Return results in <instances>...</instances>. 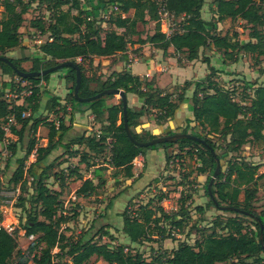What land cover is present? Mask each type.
I'll use <instances>...</instances> for the list:
<instances>
[{"label":"trees","instance_id":"1","mask_svg":"<svg viewBox=\"0 0 264 264\" xmlns=\"http://www.w3.org/2000/svg\"><path fill=\"white\" fill-rule=\"evenodd\" d=\"M33 1L37 4L46 3V9L50 12L49 17L30 20V27L34 32L39 31L44 36L37 47L38 53L31 57L32 65L29 70H24L18 64L20 60L29 59L28 57L21 59L8 57V59L22 71H39L70 61L73 64L63 68L66 69V81L70 80L71 85L68 87L70 91L66 95L64 105H61L55 95L47 97L45 106L48 110L54 108L57 124L54 120L33 117V113L40 106L42 96L39 84L42 80L47 81L51 73L21 77L11 65L0 61L2 75L19 77L14 85L10 80L2 83L0 87V140L4 135L2 126L10 114L15 115L16 125L12 126L11 130L18 134L19 141L22 140L25 132L31 131L24 154L17 159L10 181L19 184L21 189L31 190L29 195L31 209L21 223L19 220L17 228L23 229L26 235L35 236L25 252L17 248V240L13 235L0 228V264H28L30 260L35 264H49L57 254L69 256L71 264H87L93 255L97 259H103L107 264H217L231 259L239 264H248L244 259L250 257L253 258V263L264 264V209L256 215L251 204L256 192L257 180L263 174H258V165L228 155L241 150L244 144L251 141H264V84L253 87L249 102L242 104L234 98V89L218 83V70L209 64L206 57L203 61L207 63L208 72L202 79L193 82L186 80L170 91L155 86L153 79L140 78L128 70L112 71L106 77L98 75L90 78L81 64L83 60L92 61L94 57L110 56L124 51L128 44L145 41L162 49L163 53L172 46L179 63L182 58L189 61L198 58L201 49L210 44L222 51L224 62L226 59L234 61L239 54L246 55L251 53L249 49H256L259 52L258 59L262 63L264 62V0H214V6L209 7L213 14V19L210 21L204 20L201 16V8L205 0H167L168 9L181 17L182 26L181 31L170 37H165L161 32L155 7L150 0H99L103 11H109L106 19L91 13L88 0L84 5L82 0H14V6L7 9L0 18V56H5L1 52L20 45V28L25 21L24 14ZM113 6H116V9ZM227 18L241 19L245 22L248 29L246 41L240 40L236 33L226 32L222 35L216 31V22ZM150 21L155 22L154 31L142 38L143 33L138 28V24L146 25ZM102 23L108 27H103ZM134 36L136 39L132 38ZM75 66L81 72L79 97H90L102 90L117 88L125 93H132L142 100L138 108L129 106L126 108L128 126L131 128L132 136L138 141L157 137L144 129L136 131V127L141 125L140 118L151 109L156 111L157 124L172 119L185 99L186 90L193 85L190 97L192 118H187L186 124L179 131L186 133L190 123L194 122V128H199L201 133L190 134L203 139L205 143L182 138L174 142H162L150 146L136 145L125 131L123 103L120 97L118 102L111 104L107 103V99L112 94H105L87 102L75 99L73 94ZM90 83H95L96 87H90ZM8 86V91L17 94L16 98L6 99L3 96ZM28 90L31 93L24 94ZM20 97H23L25 103L17 104ZM67 104L70 107V111L66 112L69 122H72L74 112L89 110L93 120L99 124V129L90 135L82 132L66 139L63 143L69 125L65 124L60 112L66 111ZM55 107L59 108L55 111ZM27 109L31 110V115L21 117V113ZM45 122H48L47 143L38 146L34 134L37 127ZM172 133L174 131H168V134ZM212 135H219L225 143L222 153H216L215 144L208 138ZM175 143L178 144L180 151L185 146H194L192 152H195L200 164L197 168L198 174L208 171L210 176L218 158L220 169L215 177L214 188H211L215 202L205 189L210 197V204L216 207L221 204L231 206L243 210L246 215L252 217L256 215V231L246 230L244 223L238 218L240 214L233 210L231 212L235 215L227 217L222 225L226 233H219L215 229H211L210 232L202 231L201 238L193 243L179 240L176 247L170 251L160 247L161 251L152 249L148 259L140 251L132 252L125 244L110 246L95 241L91 236L81 235L73 242L65 241L59 246L56 245L54 237L60 241L68 239L62 233L58 235L57 233L60 226L67 223L76 213L74 212L72 216L66 215L61 199L62 189L50 188L46 183L48 170L55 164L51 161L48 163L46 159L53 150L58 147L63 149L62 157L57 159V166L66 162L65 154L67 157L78 156L79 164L90 166L92 164L88 162L87 154L103 153L110 144V165L116 170H122L125 178H131L132 161L136 156L143 154L147 149L168 147ZM33 150L36 153L35 162H42L43 169L33 176L30 165L25 172L29 173L32 180L27 181L22 174L23 166ZM9 151L8 157L15 154L14 142L11 143ZM223 160L226 163L225 169H222ZM170 161L169 155L165 154V164H170L172 162ZM78 166H74L69 172L81 178ZM59 174L55 173L53 177H56L55 180L61 187L66 177ZM186 177L188 175L184 176ZM96 187L92 178L84 179L75 190L74 199L92 196ZM241 192H243L242 200L239 199ZM133 209L136 215H131L130 210H125L121 215V232L128 237L130 243L154 241L152 237L154 235L159 239L170 238L174 234L183 232L185 219L181 215L186 214L185 209H182L179 218L166 216L169 220L166 227H159L160 218L153 216L146 205H138ZM197 210L202 212L203 207L198 206ZM98 234L109 239L113 238V234L105 227ZM260 234L263 244L260 242ZM56 247L61 249L59 253H54ZM34 251L36 253L32 255Z\"/></svg>","mask_w":264,"mask_h":264},{"label":"rangeland","instance_id":"2","mask_svg":"<svg viewBox=\"0 0 264 264\" xmlns=\"http://www.w3.org/2000/svg\"><path fill=\"white\" fill-rule=\"evenodd\" d=\"M26 1V0H25ZM87 0H82L83 5L86 4ZM214 0H205L204 5L207 7L208 3L210 5ZM14 6V0H0V18L2 14L9 8ZM66 8V7H64ZM108 10L103 11L101 14L102 18L108 16ZM50 12L46 9V3L37 4L36 1H33L31 6L29 7L27 13L24 14L25 21L23 22V26L20 28L21 37H20V45L13 49H7L2 53L9 58L21 59L28 57L29 59L20 60L19 66L24 70H29L32 65L31 57L37 55V47L41 41L38 40L35 36V32L33 28L30 27V20L37 17H49ZM102 26L107 28L108 26L105 23H102ZM155 22L150 21L146 25L138 24V28L142 31L143 35H150L151 31H154ZM228 32V33H236L240 40L246 41L247 37V27L245 22L241 19L230 20L227 18L224 22L223 29L219 32ZM241 35L242 37H239ZM136 39V36L132 37ZM44 39V36L41 37V40ZM248 50V49H247ZM251 53H248L242 58L245 59V63L241 62L240 71L235 76H230L223 74L224 78H220L218 83L221 85H225V87L229 89H234V98L242 104H246L249 102V97L252 95L253 87L257 86V84H264V62L261 63V60L258 59L259 52L256 49L251 50ZM258 65V66H257ZM100 66L95 70L92 66H88L86 69V75L90 78L96 77L98 75L102 77H106L111 71L101 72L99 69ZM98 70V71H97ZM65 68H60L56 71L51 72L52 76L54 73L56 75L58 73H65ZM100 71V72H99ZM239 75V76H238ZM50 76V77H52ZM12 80V84L14 85L16 81L19 80L18 76H8L2 75L0 70V87L2 83L8 82ZM68 84L67 87H70L71 81L68 80L66 82ZM192 86V85H191ZM189 86L188 89L191 87ZM90 87H96L95 83H90ZM9 86L6 91H8ZM70 91V90H69ZM4 96V95H3ZM47 101V98L42 95L40 98L41 109L43 112L38 113V117H43L45 119L54 120L57 124V119L55 117L56 113L51 110L44 111V105ZM119 101V95H112L107 99V103H116ZM128 103V102H127ZM188 105L191 109V99L189 97V101L187 100ZM132 105V103H130ZM62 105V104H61ZM64 105V104H63ZM141 105V104H140ZM181 105V104H180ZM132 108H138L136 106H129ZM185 104L182 105V117H186L188 112H186ZM57 107H55V111ZM41 111V110H39ZM68 110L63 112L61 111V115L65 118H68V114L66 113ZM192 112V110H191ZM46 113V114H44ZM66 113V115H65ZM155 113L156 111L149 109L148 113L140 118L141 125L136 127V131L139 129H143V125L146 122H154L151 127L157 125L155 121ZM31 115V110L27 109L26 115ZM49 114H52L50 116ZM192 114V113H191ZM190 114V115H191ZM34 115V114H33ZM32 115V116H33ZM48 121V120H47ZM48 122L41 124L46 128L40 129V133L45 135L48 133ZM166 122L162 123L165 125ZM167 126V124H166ZM184 127V123L181 125V129ZM131 130V128H130ZM180 130V129H179ZM87 134V131H83ZM183 132V131H177ZM82 133L81 130L72 133V135L68 136V139L71 137ZM93 131H88V134H92ZM165 132L161 131L160 136ZM185 133V132H184ZM186 133H201L199 128H194V122L190 123V126L187 128ZM168 134V133H166ZM165 134V135H166ZM31 137V131L25 132L23 134L22 140L20 141V147L17 150V154H15L14 158L7 157L3 162V169H0V173L2 174L0 178V201H3L4 207L2 208V215L4 223L13 222L17 227L20 223L25 219L29 210L31 209V203L29 201L30 189H20L18 192L16 187L19 184H13L10 181L13 171L16 167L17 155L20 156L23 154L28 141ZM34 137H36L34 135ZM41 137V135H40ZM39 137V139H40ZM208 138L212 141V143L216 146V153H222L224 150L222 147L224 146L223 140L219 137V135L208 136ZM37 139V145L43 146L45 145V140ZM11 143H13L12 138H10ZM74 148L81 149L78 146H74ZM194 146H185L182 151L177 143L172 146L164 147L165 154L169 155L171 159V163L164 164V166L157 170L156 176L149 180L148 183H145L143 186H140L135 193L128 198L131 193V190H128L131 185L130 182L126 181L127 178L124 177L122 170H116L110 165V144L103 151V153H92L89 152L88 159L89 163L92 164L90 166H86L85 164L78 163V156L76 157H65L66 162L61 164V166H57L58 158L62 157V154H58L63 149H58V152L52 151L46 161L49 163L50 161L55 163L52 169L48 170V178L46 180L47 185L50 188L54 189H62L61 199L63 200V209L66 215L72 216L74 212V216L67 222L60 226L58 233H62L65 237H68L66 240H58L57 237H54L56 240V245H61L65 243V241L73 242L78 239L81 235L83 236H91L95 241L99 243H106L110 246H115L119 243L125 244L129 246L132 252L140 251L144 254L145 258H149L152 249L159 250V246L162 249H166V251H170L175 245H177L179 240H186L188 243H193L195 240L200 239L201 232H210L211 229H215L219 233H226V230L222 228L224 221L227 217H233L235 213L231 212L232 209H222V206L226 205H218L212 206L210 204V197L206 194L205 189L207 190L208 183L211 179L213 172H210V176L208 171L198 174L197 168L199 167V161L196 159V154L193 151ZM80 151V150H79ZM33 152H35L33 150ZM192 152V153H191ZM159 156H151L147 157L148 167L150 168V172L154 171L156 168H159V165L163 161V156L158 153ZM179 155V156H176ZM232 158L243 159L252 164L258 165V174H263L261 178L257 180L256 184V192L254 195V199L252 200V209L254 213L257 215L262 209H264V141H251L242 146L241 150L236 152H231L228 154ZM10 158L12 162H8L7 160ZM228 158V157H227ZM226 158V159H227ZM64 159V157H63ZM28 160V159H27ZM138 161L133 164V168L135 169L134 176L136 179H139L145 172V161L143 159H138ZM29 161V160H28ZM220 163V162H219ZM33 164V163H32ZM79 164V166H78ZM31 164H24L23 168V176L28 181L29 173L28 168ZM74 166H78L81 170L80 175L81 178H78L76 174H70V169ZM216 167V165H215ZM226 163L223 160L222 169H225ZM152 168V169H151ZM43 169V167H42ZM62 169V170H61ZM133 169V170H134ZM137 169V170H136ZM220 169V167H219ZM32 170V169H31ZM56 171V172H55ZM28 173V174H27ZM31 175H37L34 171ZM56 173H61L64 177H66L64 184L59 187L56 177L53 175ZM60 175V174H59ZM185 175L188 177L184 178ZM208 176L210 177L209 180ZM86 178H92L93 182L97 185L94 194L88 198H72V195L75 193V190L80 186L82 181ZM214 181L211 183V188H214ZM20 186V185H19ZM128 190V191H127ZM215 199V195H214ZM239 199H243V192L240 193ZM138 205H146L147 209L152 211L153 216L159 217V227L167 226L169 220H167L166 216L179 218V215L182 209L186 210V214H182L181 217L185 219L184 229L182 233L174 234V236L170 237L171 241H167V244L155 243L153 241H141L140 243H130L125 238V235L121 232V224L120 220H122V213L127 210L133 209ZM198 206L203 207V211L197 210ZM130 207V208H129ZM240 215L238 218L244 223L246 230L253 229L256 231V215L254 217L236 211ZM217 224L216 223H219ZM109 225L113 228L114 231L113 238L107 236H99L98 233L103 229V227H109ZM115 227H120L119 229H115ZM100 230V231H99ZM111 230V229H110ZM108 230V231H110ZM176 242V243H175ZM31 244V240L26 237L19 236L17 238V248L27 252L29 245ZM61 249L56 247L54 249V253H59ZM36 253L35 251L32 255ZM31 255V256H32ZM56 255V254H55ZM263 255V254H262ZM264 256V255H263ZM101 259V258H99ZM99 259L95 258V256H91L88 260L87 264H107L102 261L98 262ZM52 262L54 264H71L70 257L67 255L59 256L58 254L52 258ZM253 258H245L244 261L248 264H255L252 262ZM31 260L28 262L30 264ZM49 264H52L51 262ZM217 264H239L235 262L234 259L228 260L225 263H217Z\"/></svg>","mask_w":264,"mask_h":264},{"label":"crops","instance_id":"3","mask_svg":"<svg viewBox=\"0 0 264 264\" xmlns=\"http://www.w3.org/2000/svg\"><path fill=\"white\" fill-rule=\"evenodd\" d=\"M88 1L90 4L89 7L91 8L90 9L91 13H94L96 16H99L103 13V7L101 3L99 2V0H88ZM210 6L213 7L214 6L213 3L211 5L210 3H208L207 7L203 5L201 8V16L206 21H210L211 19H213V14L209 9ZM224 22L225 20L216 22L217 32H220L223 29ZM152 33L153 31H151L149 34H152ZM220 34L222 35L226 34V31L221 32ZM145 36L146 35L142 34V38H144ZM239 37H242V36L239 35ZM242 56L244 55L239 54L236 60L230 61L229 59L228 60L226 59V61L224 62L222 51H220L215 46L210 44L209 46H205L204 48L201 49L198 58L191 60V61L182 58L181 62L179 63L177 61V55L174 53V49L172 46H169L166 50V53H163L162 49L155 47L149 41H145L144 43L128 44L124 51L117 52L110 56L94 57L92 61L83 60L81 61V64L84 68H88V66H92L95 70L100 66L99 69L101 70V72H105V73L108 70L111 72L128 70L132 74L138 75L140 78H145L147 80L153 79L155 86L159 87L160 89L164 91H170V90H173L176 86L181 85L186 80L193 82V81L202 79L208 72L207 63L203 61L204 57L208 59L209 64L211 66H213L215 69L218 70L217 72L218 80H220L221 77L224 78L223 74L230 75L231 77L232 76L236 77V74L240 71L239 69H240L242 60H244L243 64L245 63V59L242 58ZM77 61L79 60L77 59ZM65 74H66V71L63 74L58 73L56 75V73H54L53 76L52 74H50V76L52 77L49 76V79L47 81L42 80L39 84L42 95H44L46 98L49 97L50 95H55L56 97L59 98L58 101L61 104H65L66 95L69 93V89L66 84L67 81H66ZM192 92H193V85L189 89L186 90L184 101L181 103L179 108L175 111L173 118L170 120H167L165 125L157 124L154 127H151L154 122H146L145 125L142 124L143 129L157 136H160L161 131L165 132L163 135L168 133V131H174V132L179 131V129H181L180 127L182 123H184L185 125L186 119L192 118V114H191L192 105H191V109H189L190 106L187 103V100L189 101V97H191ZM126 100L128 102L127 106L138 107L140 106L142 102V100H139L137 96L132 93H126ZM23 103H25L23 100V97L18 98L17 104H23ZM130 103H132V105ZM184 104H185L184 109H186V112H188V115L186 117H182V112L180 111L182 110V105ZM40 107H41V104L38 110L33 113L34 114L33 117H38L37 114L43 112V110ZM43 107H44V111L48 113L47 111L48 109L46 108V106L44 105ZM66 109L70 111L69 104H67ZM49 115L52 116V114H49ZM64 121L66 125H69V129L64 136L65 139L62 140L63 143H65L66 139H68V136L72 135V133L77 132L79 130H81L82 132L86 130L88 134V131L95 132L99 129V124L93 120V115L91 114L89 110L85 112H74L72 122H69L68 118H65ZM41 128L46 130L44 126L39 125L34 135L36 136L37 139H39L41 135L40 139L45 140V143H47V134L46 136L41 134L40 133ZM10 138H12V141L15 143V149H16L15 154H17L16 152L20 147V141L18 140L19 138L18 134H16L15 132H12ZM58 149L60 150L62 148L58 147L57 149L53 151L58 152L59 151ZM62 153H63V150L60 151L58 154H62ZM158 153L163 156V161L159 165V168H156L154 171L150 172L149 170L150 168L148 167L147 157L148 158L151 156L157 157L159 156ZM15 154H13L10 158L11 159L14 158ZM23 154L20 156L17 155V158L22 157ZM35 155L36 153L32 152L27 157L29 161L26 159L24 164L25 163L31 164L32 171H34L35 173L37 172L40 173L43 167V163L35 162ZM64 157H67V155L65 154ZM10 158H8L7 163L12 162ZM136 158L143 159V161H145L146 168H145L144 174L139 179H136V177L134 176V173L131 178H127L126 181L130 182L129 184L131 185V187L128 189V190H131V193L128 196V198H130L135 193V190H137L140 186H143L145 183H148L149 180L155 177L157 170L164 166L165 164L164 147H159L156 149H147L143 154L138 155ZM79 172H81V170H79ZM133 172H135V169L133 170ZM72 198L74 199V194L72 195ZM120 224L122 226V220H120ZM119 228L120 227H115V229H119ZM106 229L107 230L111 229L109 231L110 233L114 232L112 230L113 228L110 225ZM152 237L153 239H155L153 242L155 243L159 242V245L162 243L167 244L166 243L167 241H171L170 238L159 239V237L155 235ZM125 238L128 240V237L125 236ZM100 261H102V259H99L98 262Z\"/></svg>","mask_w":264,"mask_h":264},{"label":"built area","instance_id":"4","mask_svg":"<svg viewBox=\"0 0 264 264\" xmlns=\"http://www.w3.org/2000/svg\"><path fill=\"white\" fill-rule=\"evenodd\" d=\"M154 7H155V11H156V15H157V20L160 26V30L161 32L165 35V37H170L171 35H173L176 32L181 31L182 26H181V17L177 16L174 12H172L171 10L168 9L167 7V0H150ZM114 9H116V6H113ZM35 36L37 37L38 40L36 41H42L41 40V33L39 31L35 32ZM31 93L30 90L24 92V94L29 95ZM4 97L6 99H12V98H16L17 94L10 92V91H6ZM26 116V112L23 111L21 113V117ZM16 125V118L14 114H10L6 117V121L4 123V125L2 126V130L4 131V135L2 140H0V169L3 168L2 162L8 157L10 156V151H9V147L11 145V140H10V136L12 134V130L11 127ZM137 157V156H136ZM134 158L132 161V164H135L137 161L138 163L141 162L139 161L137 158ZM2 174L0 173V178ZM29 180H32V177H29ZM16 190L19 192V186L16 187ZM3 201H0V228L5 229L8 233H10L11 235H13L16 240L17 238H19V236L22 237H26L27 239L33 241L35 239V236L33 234H25V231L21 228H17L13 222L4 223L3 220V215H2V208L4 207V204L2 203ZM130 208V207H129ZM130 214L131 215H136L134 209H130ZM53 260H51V263L54 264L52 262ZM30 264H35L33 262H30Z\"/></svg>","mask_w":264,"mask_h":264},{"label":"water","instance_id":"5","mask_svg":"<svg viewBox=\"0 0 264 264\" xmlns=\"http://www.w3.org/2000/svg\"><path fill=\"white\" fill-rule=\"evenodd\" d=\"M0 61L8 63L9 65H11L13 67V69L16 71V73L19 76H21V77L22 76L23 77L40 76V75L48 74V73L56 71V70H58L60 68H63L65 66L73 64L70 61H65V62H61V63L55 64V65H53L51 67H48L46 69H42V70H39V71H22V70L18 69L17 67H15L13 65V63L6 56H0ZM75 71H76V73H75V85H74V88H73V94H74V97H75L76 100L81 101V102H87L89 100H92L94 98H97V97L105 95V94L119 95V97L121 98L122 103H123V118H124L125 131H126L128 137L131 139V141L133 143H135L136 145H138V146H150V145H154V144H158V143H162V142H174V141H176L178 139H182V138H189V139H193V140H196V141H200L201 143H205V141L203 139H201V138H199V137H197V136H195L193 134L184 133V132H174L172 134H166V135H163V136H157V137L152 138V139L147 140V141H138V140H136L132 136L130 127L128 126L127 119H126V108H127L126 93L124 91L120 90V89L114 88V89L102 90L99 93H96L95 95L90 96V97H79L78 90H79L80 83H81V72H80V69L77 66H75ZM219 167H220V163H219L218 158H216L215 171L213 172V174L211 176V179H210V181L208 183V186H207L208 194L213 199L214 202H215V199L213 198V194L211 192V183L213 182V179L216 177V175H217V173L219 171ZM221 208L222 209H232V210L244 213L243 210H241L239 208L231 207V206H222ZM260 242H261V244H263V239H262V235L261 234H260Z\"/></svg>","mask_w":264,"mask_h":264}]
</instances>
